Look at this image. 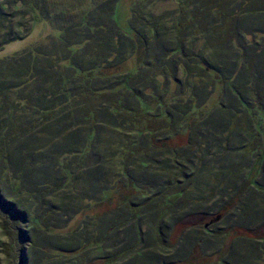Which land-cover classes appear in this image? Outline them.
Masks as SVG:
<instances>
[{
    "label": "trees",
    "instance_id": "trees-1",
    "mask_svg": "<svg viewBox=\"0 0 264 264\" xmlns=\"http://www.w3.org/2000/svg\"><path fill=\"white\" fill-rule=\"evenodd\" d=\"M114 1L0 0V264H264V0Z\"/></svg>",
    "mask_w": 264,
    "mask_h": 264
},
{
    "label": "rangeland",
    "instance_id": "rangeland-1",
    "mask_svg": "<svg viewBox=\"0 0 264 264\" xmlns=\"http://www.w3.org/2000/svg\"><path fill=\"white\" fill-rule=\"evenodd\" d=\"M43 2L44 13L48 12L49 20L54 21L57 26H62L64 24L74 22L77 19V16L83 11L84 8H88V5L91 1L93 4H97L102 2L103 0H41ZM113 1V0H111ZM138 0H115L114 2V20L117 26L125 33L130 35L131 28L129 25V19L131 11L135 12V15L139 18H143L144 20H148L147 25H149L150 21H155L156 24L165 30H169L172 21L171 16H174L175 12L179 9V4L175 0H155L153 2L147 3L145 5H134V3ZM62 5L67 3V8H63L66 11L61 16L55 14V7L52 4ZM133 5V6H132ZM60 6L58 7V11ZM57 10V8H56ZM59 30L52 28L46 21H40L33 25L32 31L30 34L23 40L12 42L6 45L2 50L0 49V58L9 56L15 52L21 51L22 49L28 48L30 46H37L38 44L43 43V39L46 35H54L57 36L59 34ZM162 39V38H161ZM199 45V44H196ZM177 144H181L183 139L180 138L177 141ZM1 214V213H0ZM3 215V214H1ZM0 215V224H4V233L7 236L2 237L0 235V240H3L6 243L5 246H9V249L4 252L7 256V259H12L17 252V237L18 235L15 233V227H11V223H5L4 220L7 219L4 216ZM3 217L5 219H3ZM72 224L73 221L71 220ZM27 231V230H26ZM30 230L27 231L29 233ZM264 232V227H263ZM2 233V234H4ZM18 233V232H17ZM12 264V263H10ZM13 264H17L16 259L13 261Z\"/></svg>",
    "mask_w": 264,
    "mask_h": 264
}]
</instances>
